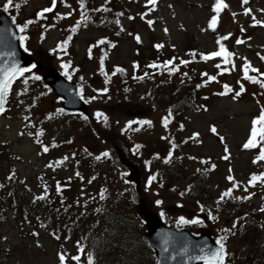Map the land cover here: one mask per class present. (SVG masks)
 <instances>
[{"label":"rangeland","instance_id":"1","mask_svg":"<svg viewBox=\"0 0 264 264\" xmlns=\"http://www.w3.org/2000/svg\"><path fill=\"white\" fill-rule=\"evenodd\" d=\"M6 2L0 0V9ZM214 2L156 0L155 5H149L147 0H84L90 9L84 12L87 17L107 6L111 12L106 15L114 12V19L119 23L106 27L78 26L73 31L78 21L83 22L81 13L86 6L81 8L80 0H57L52 12L41 18H37V13L51 7L52 0H14L9 12L14 13L15 24L23 26L24 21H33L21 33L26 37L24 44L31 56L43 66H53L77 82L90 115L59 112L60 99L44 84L40 72L29 67L31 71L25 73V77L13 82L5 111L0 113V195L5 196L13 179H19L23 197L30 201L37 199L40 208L51 210L47 203L59 193L57 184L66 185L70 179L72 184L68 188L75 190L82 184L85 169L92 167V170H107L108 182L116 177L114 188L108 189V194L112 199L118 197L124 204H131L137 215V196L121 178L126 170L125 161H129L138 169L142 182L139 192L149 211L158 210L168 224L193 232L210 227L217 241L225 238L223 243L228 254L225 264H248V243L264 240V211L260 210L264 207V179L249 183L252 175L264 173V161L254 163L259 147L244 149L243 144L249 138L253 118L258 117L264 107V88L244 79L242 66L247 62L251 69L257 70L250 69L249 75L264 80L260 75L264 73V23H255L256 20L264 22V0H248L247 4L242 0H224L227 8L220 12L215 30L208 27L215 14ZM17 4L19 7L15 6ZM245 8L250 9L247 15ZM137 35L139 42L135 39ZM223 36H228L221 43L233 54L231 63L225 65L222 57L201 59V54L219 50L216 41ZM237 39L243 43L237 44ZM65 40L66 45L57 47ZM101 40L104 43H99ZM171 53L177 54L174 60L182 67L172 72L171 86L164 90L169 100L162 104L157 100L162 92L158 97L148 92L150 85L143 78L150 79L149 74L138 73L139 62L144 70L150 59L164 54L158 62L164 65L163 61ZM182 60L188 63L182 64ZM63 64L68 65L67 69ZM217 64L221 67L217 68ZM119 66L128 73L118 75L115 69ZM225 67L228 71H223ZM209 76L216 79L210 81ZM162 77L163 74H155L151 76L152 82ZM24 78L28 79L27 85ZM183 81L192 84L197 91L192 96L195 110H180L171 105L170 89H186ZM127 84L130 88L125 86ZM224 85L232 91L226 92ZM241 85L244 91L235 96ZM108 87L119 89V94L102 91ZM97 113L103 115L98 117ZM46 115L51 118L47 120ZM165 117L169 121L167 126L163 123ZM36 119L43 121L41 131ZM37 132L42 134L37 136ZM55 141L63 144L62 148L52 146ZM131 143L140 146L135 149V155L129 151ZM44 147L49 150L44 152ZM74 152L97 163L84 165L86 157ZM104 152L109 155L102 156ZM97 156L101 158L97 160ZM225 156L228 159H224ZM69 157L71 164L67 162ZM77 159L82 163L77 164ZM57 161L62 163L57 164ZM73 164L83 172L74 170ZM151 166L152 170L160 171L159 180L144 188L148 177L154 176L153 171L148 170ZM229 176L233 180H229ZM194 182L199 183L200 190L193 189ZM228 189L232 190L231 195L221 200L222 193ZM15 191L13 189V193ZM80 193L83 189L77 191L79 196ZM41 196L44 198L39 199ZM158 200L160 204L156 203ZM20 208H13L6 199L0 201V260L7 264H61L59 256L64 255L65 264H88L90 253L75 249L73 239H64L60 251L59 243L44 234V225L34 222V216L29 217L30 222L24 227V215L19 220L14 216V211ZM181 217L199 223H181ZM131 225L138 234L145 231L140 217ZM248 232L251 233L247 235ZM108 247L106 261L113 264L116 261L109 259L123 244L114 239ZM70 255L79 256V261L71 259ZM133 256L129 264L155 263L147 250L135 249ZM103 258L104 255L97 262L92 259V264H100Z\"/></svg>","mask_w":264,"mask_h":264},{"label":"trees","instance_id":"2","mask_svg":"<svg viewBox=\"0 0 264 264\" xmlns=\"http://www.w3.org/2000/svg\"><path fill=\"white\" fill-rule=\"evenodd\" d=\"M86 5H88V3L84 4V6ZM9 11L10 9L7 11V13L12 18H15L14 13H11ZM83 12H90V9L86 6L85 8H83ZM109 12H111L110 9L108 10V12H106L104 9L100 11L94 10L88 16L90 17V20H93V22L88 19V21L80 22L79 26H90L95 24H99V27L112 26V23H116L114 19V16H116V14L113 12V14L107 16L106 14ZM24 23L26 22L24 21ZM105 23H107V25H103ZM159 56H161V54L150 60L154 62V60H156ZM176 57L177 54L174 55L171 53L167 58L168 60L166 59L165 61L173 60ZM163 58L164 54L162 55V59ZM141 65L142 64H140L139 62V66ZM144 79V82L151 81L150 79ZM156 82L153 85H158L156 84ZM185 84L186 89L182 88L179 90H175L173 88L174 92L172 91L171 93V103L172 105L177 106L180 110H195V107H193L194 100L192 96H195V93L197 91L193 90L195 89V87L192 84L186 81ZM187 85L189 87V90H187ZM125 86L127 88H130V85ZM110 89L111 87L108 89L109 92L119 94V89ZM184 90L186 91L183 93ZM149 92L150 94H152L155 91L150 88ZM180 92H182L183 94ZM34 102L37 103L38 100H35ZM179 109L177 110L180 111ZM47 116L48 115H46L45 117L48 118L47 120H49L51 118V115L48 117ZM41 123H43L41 119H36V124L38 126V130L40 131L42 130ZM136 144H130L133 150L136 149ZM62 145L63 144H59V141L52 142V146H55L58 149L62 148ZM76 155L83 156L84 158L86 157L85 155H78L77 153ZM77 160V164L82 163L81 161H79V159ZM87 160L88 157H86L84 165H86L87 162H90V164L92 165H95L97 163L96 160L93 161L94 159L88 161ZM78 171L82 170L79 169ZM84 173L85 176L83 177V183L80 184V187L76 188L75 190H69L70 188H68L67 185H60L61 190L59 191V193H57L56 198L53 199L52 202L47 203L49 204L51 210L47 208H40L38 206L37 199H32V201H30L23 197L20 191V187L22 186V184L19 179H13L10 184V188L5 192V196L0 195V201H5L6 199L13 208H18L19 206L21 207L20 210L14 211V216L17 220L25 217L24 219H22L24 227H27V224L30 222L29 217L34 216V222H38V224L44 225V234L51 237L55 242L59 243L61 247L60 251H62L63 249L64 239L66 241L67 239H73L75 249L80 250L84 254L90 253L92 255L93 261L96 262L99 260V257H102L104 255V258L99 262H101L100 264H107L106 256L109 255L108 253L106 254V250H108L109 248L108 245L112 244L114 239H119V244H123V247L120 248V250L114 255V257H111L109 259L110 261H116L113 262V264H129L130 261L134 258L133 254L135 252V249H142L144 251L147 250V252L151 256L150 260L153 261V253L149 245L142 238V235L136 232V229L134 228L135 226L131 225V222L136 223V221H139L140 215L138 214V212L136 211L137 215H134L135 212L132 211L134 207L131 204H124L122 201H120V198L118 199V197H116L117 199H112V197L108 194V189L114 188L116 177L113 176L111 179H109L108 182L106 178L108 173L107 170H92V167H90V169L88 170L85 169ZM5 183L7 184L6 181ZM13 189H16L14 193ZM79 189H83V193H80V196L77 194V191ZM193 189L196 191H198V189L200 190V185L198 182L193 183ZM101 190H103L104 194L103 199H101ZM195 196H199L200 200L203 201L200 195L196 194ZM78 199H81V201L78 202ZM262 227H264V225H262ZM113 232L115 233L112 234ZM250 233L251 232H248L247 235ZM244 235L245 233H243L242 236ZM100 247H103L104 250L99 249ZM246 248L250 256L251 264H264V240L261 243H256L255 241L254 243H248V247ZM96 249H98L97 252ZM72 257L76 256L70 255L71 259ZM0 264H7V262L0 260Z\"/></svg>","mask_w":264,"mask_h":264},{"label":"water","instance_id":"3","mask_svg":"<svg viewBox=\"0 0 264 264\" xmlns=\"http://www.w3.org/2000/svg\"><path fill=\"white\" fill-rule=\"evenodd\" d=\"M18 31L11 18L0 9V69L10 67L13 62L21 67L28 66L33 58L24 51L18 39ZM36 69L42 72V80L49 85L55 95L62 97L61 106L66 110H78L87 113V104L77 92V83L66 79L53 66L43 67L37 61ZM128 170L122 178L139 192L140 178L135 164L125 161ZM138 210L145 219L144 238L152 246L156 255V264H203L204 259L219 245L211 236L210 228H203L198 235L188 230H178L166 225L155 212L147 209L145 200L140 198Z\"/></svg>","mask_w":264,"mask_h":264},{"label":"snow or ice","instance_id":"4","mask_svg":"<svg viewBox=\"0 0 264 264\" xmlns=\"http://www.w3.org/2000/svg\"><path fill=\"white\" fill-rule=\"evenodd\" d=\"M242 2L244 4H247L248 0H242ZM57 0H52V6L51 7H46L44 9H42V11L37 13V18H41L44 16L45 13H49L52 12L53 8L56 6ZM147 3L149 5H155L156 4V0H147ZM14 5V0H7V2L3 5V10L5 12H7L9 10L10 7H12ZM16 7H19V5H15ZM80 7L83 8L84 7V0H80ZM227 8V4H225L224 0H215L214 4H213V12L215 13L214 15L211 16L209 23H208V27L210 29L215 30L216 25L218 23V16L220 14V12ZM151 10V9H150ZM96 11H100V9H96ZM245 14L247 15L250 12V9L245 8L244 9ZM88 19L87 15L82 12L81 13V20L82 21H86ZM131 19V17H130ZM13 22H15V18H13ZM33 21H28L26 22L23 26H19L17 25V28L19 30V32L23 33L25 28L28 27L29 24H31ZM149 25L152 24V21L149 20L147 21ZM79 21L77 22V25L73 27V31H75V27L79 26ZM116 23H119V21L117 20ZM256 24H261L264 23L262 21L256 20L255 21ZM230 35V34H229ZM228 36H223V37H219L216 41L217 45H219V50L218 51H213L210 52L208 54H201V59L204 60H209L212 59L214 57H222L223 58V63L225 65H228L231 63V57H232V53L229 52L225 46L221 43L222 40L227 39ZM19 41H20V45L21 47H24V41L26 40V37L24 35H20L18 37ZM70 39V38H69ZM135 39L137 40V42L140 41V37L139 35H137L135 37ZM68 43L67 40H65L63 42L62 45H58L57 47H63L64 45H66ZM99 43H104V40L99 41ZM237 44L243 43L242 40L237 39L236 41ZM157 48L162 47V45H156ZM25 51H27V49L25 48ZM264 59V58H262ZM173 62L171 60L169 61H165L164 62V67H167L168 65H171ZM182 64L188 63V61H181ZM103 65V60H101V66ZM62 67H64L65 69H67L68 65L63 64ZM149 67H157V65L155 63L149 65ZM217 68H220L221 65L217 64L216 65ZM243 73H244V79H247L249 81H252L253 83H258L260 84L261 88H264V80H260L257 79L254 76L249 75V70L251 69V66L245 62L243 64ZM178 69L176 67H172L170 69V71L175 72ZM31 69L28 67H21L19 66L17 63L13 62L11 64L10 67H6L3 69H0V113L5 111V102L7 100V97L11 91L12 88V84L13 82L17 79V78H22L25 77V73L30 72ZM116 71H123L122 69L117 68ZM223 71H228V68L225 67L223 69ZM251 71H257L256 69H251ZM65 74L67 75V71L65 72ZM145 75H147V73H145ZM206 75V74H203ZM261 76H264V73H260ZM35 79H39V77H35ZM216 77L215 76H209L208 80H215ZM28 83V79L24 78V84L27 85ZM199 87V85H198ZM224 88L226 90V92H231L232 89L228 86V85H224ZM25 91H27V88H25ZM103 92H107L108 89L104 88L102 90ZM244 91V87L243 85H241L240 87V91L235 93V96H239L242 92ZM221 95L225 94V93H220ZM171 113H169L170 115ZM98 117L102 116V113H97L96 114ZM86 118V117H85ZM105 120H107V117H104ZM168 117H165L163 119V123L165 124V126H167L168 124ZM140 123L142 124H150V121H141ZM213 132H215V128L212 129ZM41 132H37V136L41 135ZM195 135V134H194ZM223 139V138H221ZM140 146L137 145L136 148L138 149ZM173 147H175V145H173ZM259 147V154L258 156L254 159V163H256L257 161H264V107L261 108L260 114L258 117L253 118L252 120V127L250 129V134H249V138L248 140L243 144V148L244 149H254ZM49 149L48 147H44L43 151L47 152ZM225 151L227 152V148H225ZM104 157H107L109 155L108 152H104L101 154ZM172 153L171 151L169 152V157H171ZM101 158V156H97L96 159L99 160ZM224 159H228V156L223 157ZM66 159V158H65ZM57 164L62 163V161H57ZM147 163V162H146ZM213 167H215V165H213ZM77 175H79L77 173ZM229 180H233L232 176L227 177ZM156 179L155 176H149L148 177V185H151V183ZM264 179V173H260L259 175H252L250 177L249 183L253 184L257 181H260ZM237 185L234 183L233 187H236ZM60 189V185L57 184V191L59 192ZM231 189H228L227 191H225L224 193H222L220 199L223 200L225 197L230 196L231 195ZM44 197L41 196L39 197V199H43ZM104 198V194H103V190H101V199ZM157 204H160L161 201H156ZM261 211H264V207H262L260 209ZM180 222L181 223H199L198 220H192V221H187L185 220L183 217L180 218ZM233 227H236V225L234 224ZM225 238L222 237L217 241V244L219 245V247L215 250L212 251L210 253V255L206 256V257H196L197 259H204L205 260V264H225L226 261V257H227V252L225 250V245L223 243V240ZM60 262L61 264H65V257L64 255H60L59 256ZM73 260L79 261L80 257L76 256V257H72ZM92 256L91 254L88 255V264H92Z\"/></svg>","mask_w":264,"mask_h":264}]
</instances>
